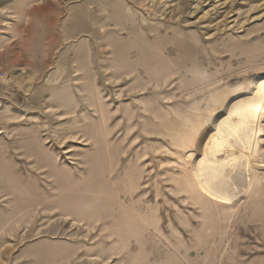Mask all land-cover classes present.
Here are the masks:
<instances>
[{"label":"rangeland","instance_id":"1","mask_svg":"<svg viewBox=\"0 0 264 264\" xmlns=\"http://www.w3.org/2000/svg\"><path fill=\"white\" fill-rule=\"evenodd\" d=\"M77 4L0 107V264H264V0Z\"/></svg>","mask_w":264,"mask_h":264},{"label":"crops","instance_id":"2","mask_svg":"<svg viewBox=\"0 0 264 264\" xmlns=\"http://www.w3.org/2000/svg\"><path fill=\"white\" fill-rule=\"evenodd\" d=\"M80 1L0 0V107L11 108L12 93L34 92L39 77L62 75L60 56L70 43L72 54L63 61L74 65L76 35L67 26H75L77 9L90 16V8L82 9ZM25 99L20 98V106Z\"/></svg>","mask_w":264,"mask_h":264},{"label":"bare ground","instance_id":"3","mask_svg":"<svg viewBox=\"0 0 264 264\" xmlns=\"http://www.w3.org/2000/svg\"><path fill=\"white\" fill-rule=\"evenodd\" d=\"M244 123H243V121H241V122H238V121H236V122H234V125L233 126H229L228 127V129L227 130H225L224 132H225V134H226V138H230L231 136H234V130H235V128H237V130L239 131V132H242V129L240 128V129H238V127H241V125H243ZM231 127H233V128H231ZM246 129L248 130V131H252V130H255V132L259 129L257 126H251V125H249V126H247L246 127Z\"/></svg>","mask_w":264,"mask_h":264},{"label":"built area","instance_id":"4","mask_svg":"<svg viewBox=\"0 0 264 264\" xmlns=\"http://www.w3.org/2000/svg\"><path fill=\"white\" fill-rule=\"evenodd\" d=\"M0 75H2V74L0 73Z\"/></svg>","mask_w":264,"mask_h":264}]
</instances>
